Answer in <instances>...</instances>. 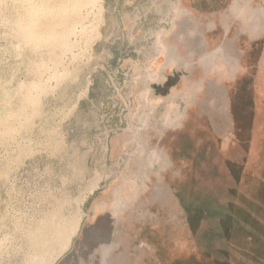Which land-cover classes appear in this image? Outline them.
<instances>
[{
	"label": "rangeland",
	"instance_id": "rangeland-1",
	"mask_svg": "<svg viewBox=\"0 0 264 264\" xmlns=\"http://www.w3.org/2000/svg\"><path fill=\"white\" fill-rule=\"evenodd\" d=\"M47 1L0 0V264H264V0Z\"/></svg>",
	"mask_w": 264,
	"mask_h": 264
},
{
	"label": "flooded vegetation",
	"instance_id": "flooded-vegetation-1",
	"mask_svg": "<svg viewBox=\"0 0 264 264\" xmlns=\"http://www.w3.org/2000/svg\"><path fill=\"white\" fill-rule=\"evenodd\" d=\"M172 8H173V10L177 14H180L182 12L181 9L176 4H174V3L172 4ZM258 23H259V21H257V24ZM156 44H157L156 50L158 51L156 57H158V54L164 53L165 52V49L164 48H161L158 45V42ZM216 53H219L220 55H222L224 57H227L226 54H225V52H224V46H221V47L217 48L216 50H214V52L211 55L209 54L208 57L211 56L213 58V57H215ZM206 59L207 58L203 57L202 60H201V62L199 63V66H205V65H207ZM167 62L168 63H171L169 59H168ZM172 63H173V61H172ZM155 77H156V75L155 76H152V79H155ZM141 100H142L143 104L145 105V102H147L146 95H141ZM176 112H177V108H175V107H170L169 108L168 114L166 115V118H165V126L169 127V126H181L182 125V123L180 121V115L177 116L178 113L176 114ZM141 119L145 121L146 120V115H144L143 117H141ZM145 124L143 126H146ZM163 160H164L163 154H160L158 152H154L153 153V158H152V161H151V165H150V169H154L155 164L156 163H159V162H161ZM123 162H124V159L123 158H120L118 164L121 165ZM111 174H113V173H110L107 176V178H110ZM147 180H149V177H147ZM146 187H147L146 186V183H144L143 184V189L146 188ZM138 195H139V193L138 194H135V196H134L135 198H133V200H136V198L138 197ZM128 206H129L128 203L127 204L124 203L122 205L118 201L117 206H115V212H114L115 218L120 219L121 218V215H122V212H124L125 210H127L128 209ZM78 229H79V227H78Z\"/></svg>",
	"mask_w": 264,
	"mask_h": 264
},
{
	"label": "crops",
	"instance_id": "crops-1",
	"mask_svg": "<svg viewBox=\"0 0 264 264\" xmlns=\"http://www.w3.org/2000/svg\"><path fill=\"white\" fill-rule=\"evenodd\" d=\"M256 81L255 120L253 123L252 144L255 152L264 154V53L259 60ZM260 160V158L258 159Z\"/></svg>",
	"mask_w": 264,
	"mask_h": 264
},
{
	"label": "bare ground",
	"instance_id": "bare-ground-1",
	"mask_svg": "<svg viewBox=\"0 0 264 264\" xmlns=\"http://www.w3.org/2000/svg\"><path fill=\"white\" fill-rule=\"evenodd\" d=\"M68 1V0H67ZM74 2H76V0H73ZM69 3H71V2H69ZM76 4V3H75ZM65 5H66V0H51V1H47L46 3H45V5L43 6L42 5V7L43 8H46V9H49L50 7H51V9H56V10H59V12L60 11H64V10H66V8L64 9V7H65ZM71 5V4H70ZM74 5V4H73ZM67 6H68V4H67ZM71 8V7H70ZM70 8H68V12H69V10H70ZM73 9V8H72ZM43 11V10H42ZM61 12V13H62ZM67 12V11H66ZM63 14H65V13H63ZM58 15V14H57ZM60 15V14H59ZM58 15V16H59ZM38 16V15H37ZM62 16V15H61ZM64 16H66V15H64ZM68 16H70V15H68ZM136 17V16H135ZM58 18V17H57ZM62 18V17H61ZM68 20V19H67ZM66 22V21H65ZM64 22V23H65ZM38 24V26H40V29L42 30V31H44V30H46L47 31V33L48 34H51V33H55L58 29H59V27H63V23L61 22V20H56L55 22H53V23H47V22H39V23H37ZM37 24L36 25H31L32 27H30L29 29H28V33L29 34H31L30 36H32V35H34L35 34V32L37 31H39V28H37L38 26H37ZM66 24V23H65ZM37 26V27H36ZM66 26V25H65ZM64 28V27H63ZM71 29V28H70ZM27 30V29H26ZM60 31V30H59ZM36 36V35H35ZM37 43V42H36ZM79 224H80V219L78 220V223L76 224V228L74 229V231H72V233H71V235L72 236H74V234L77 232V230H78V227H79ZM70 236V235H69ZM68 236V237H69ZM71 239H72V237L66 242V249H68V247L70 246V244H71ZM53 261H55V260H53Z\"/></svg>",
	"mask_w": 264,
	"mask_h": 264
}]
</instances>
